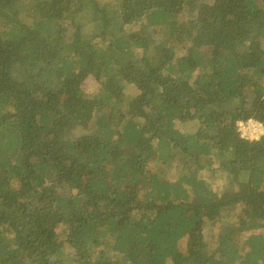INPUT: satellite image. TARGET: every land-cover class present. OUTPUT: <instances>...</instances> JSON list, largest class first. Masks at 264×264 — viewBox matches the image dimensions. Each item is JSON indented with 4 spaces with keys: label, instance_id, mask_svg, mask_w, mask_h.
I'll return each mask as SVG.
<instances>
[{
    "label": "trees",
    "instance_id": "trees-1",
    "mask_svg": "<svg viewBox=\"0 0 264 264\" xmlns=\"http://www.w3.org/2000/svg\"><path fill=\"white\" fill-rule=\"evenodd\" d=\"M249 119L264 0H0V264H264Z\"/></svg>",
    "mask_w": 264,
    "mask_h": 264
},
{
    "label": "built area",
    "instance_id": "built-area-1",
    "mask_svg": "<svg viewBox=\"0 0 264 264\" xmlns=\"http://www.w3.org/2000/svg\"><path fill=\"white\" fill-rule=\"evenodd\" d=\"M237 125H238L237 126L238 133L241 135L243 139L246 140L249 139V137L250 138L252 137L251 131H254L259 135L262 129H264V126L261 122L251 119L239 122ZM252 125H257L258 128H254ZM262 134L260 136H262Z\"/></svg>",
    "mask_w": 264,
    "mask_h": 264
},
{
    "label": "rangeland",
    "instance_id": "rangeland-1",
    "mask_svg": "<svg viewBox=\"0 0 264 264\" xmlns=\"http://www.w3.org/2000/svg\"><path fill=\"white\" fill-rule=\"evenodd\" d=\"M81 79V77L80 78H78V81ZM91 82H89V77L87 76L86 78H84L83 80H82V82H81V87H80V90L81 91H87L86 89L87 88H89L90 86H91ZM251 120H255V119H251ZM255 121H259V120H255ZM239 122H242V120H239L238 122H237V124L239 123ZM260 122V121H259ZM254 128H258V126L257 125H252ZM264 126V125H263ZM262 132H263V134H262ZM236 133L241 137V135L238 133V130H237V127H236ZM251 138L249 137V139H243L242 137V139L243 140H245V141H249V142H253V141H258L260 138H262L263 136H264V129H262V131L260 132V134L258 135L256 132H254V131H251ZM262 134V136H260ZM225 158V155H220L217 159L218 160H220V159H224ZM225 160H226V158H225Z\"/></svg>",
    "mask_w": 264,
    "mask_h": 264
},
{
    "label": "clouds",
    "instance_id": "clouds-1",
    "mask_svg": "<svg viewBox=\"0 0 264 264\" xmlns=\"http://www.w3.org/2000/svg\"><path fill=\"white\" fill-rule=\"evenodd\" d=\"M255 120H257V119H255ZM242 121H244V120H242ZM261 122V121H260ZM262 123V122H261ZM263 124V123H262ZM264 125V124H263Z\"/></svg>",
    "mask_w": 264,
    "mask_h": 264
}]
</instances>
